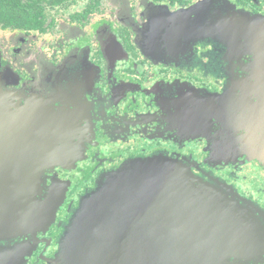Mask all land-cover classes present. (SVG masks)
<instances>
[{
    "label": "flooded vegetation",
    "instance_id": "obj_1",
    "mask_svg": "<svg viewBox=\"0 0 264 264\" xmlns=\"http://www.w3.org/2000/svg\"><path fill=\"white\" fill-rule=\"evenodd\" d=\"M63 1L0 26V264H63L83 196L132 159H177L264 212L262 153L240 142L264 136V0Z\"/></svg>",
    "mask_w": 264,
    "mask_h": 264
},
{
    "label": "water",
    "instance_id": "obj_2",
    "mask_svg": "<svg viewBox=\"0 0 264 264\" xmlns=\"http://www.w3.org/2000/svg\"><path fill=\"white\" fill-rule=\"evenodd\" d=\"M256 21L260 27L250 38H264V19ZM250 139L240 142L250 152L256 145L262 154L251 158L264 164V136ZM218 185L204 183L177 159L129 160L83 196L62 240L60 259L76 264H257L263 231L253 230L252 219L242 212H264L247 201L242 208L237 199L244 198ZM225 215L248 228L231 226Z\"/></svg>",
    "mask_w": 264,
    "mask_h": 264
},
{
    "label": "trees",
    "instance_id": "obj_3",
    "mask_svg": "<svg viewBox=\"0 0 264 264\" xmlns=\"http://www.w3.org/2000/svg\"><path fill=\"white\" fill-rule=\"evenodd\" d=\"M63 0H0V26L38 28L44 8L62 4Z\"/></svg>",
    "mask_w": 264,
    "mask_h": 264
},
{
    "label": "rangeland",
    "instance_id": "obj_4",
    "mask_svg": "<svg viewBox=\"0 0 264 264\" xmlns=\"http://www.w3.org/2000/svg\"><path fill=\"white\" fill-rule=\"evenodd\" d=\"M122 1V0H121ZM210 8V6H209V4H207V5H203V8H202V10L204 11V21H217L218 20V22L220 21L219 20V17H221L219 14H218V16L214 13L212 16H210L211 15V13L210 14H208L207 15V11L208 10H210L209 9ZM201 13V12H200ZM225 20H227L228 22H234L236 25H237V27H238V29L240 30V32H241V35H242V39H245L246 37H245V33H246V29H247V27H248V23L249 22H252V20H251V18H250V16H246V15H234V14H232V16L231 17H229V18H226ZM182 21V20H181ZM180 21V22H181ZM198 190V192L199 191H201V189H197ZM239 199V198H238ZM237 199V200H238ZM240 200V199H239ZM247 202H249L248 200H246ZM237 202V201H236ZM238 203V202H237ZM239 204H240V206H242V208H244V206H247L246 205V203H243V204H241L240 203V201H239ZM80 206V205H79ZM79 209V208H78ZM245 209V208H244ZM240 211H246V210H243V209H240ZM77 212V211H76ZM242 214L243 215H245L244 217L245 218H247L248 217V219L251 217V216H249L250 215V213H244V212H242ZM224 220H226V222H228V224H230L231 226H234V227H236L237 229H241V230H244V229H246V228H248V227H246L245 225H242L241 223H238V224H236V222H234V221H232V218H230L228 215H225L224 217H222ZM43 220H45V218L43 219ZM258 230H261V228H259ZM70 261H66V260H62V263L63 264H68Z\"/></svg>",
    "mask_w": 264,
    "mask_h": 264
}]
</instances>
